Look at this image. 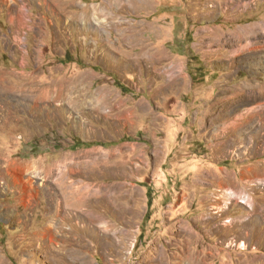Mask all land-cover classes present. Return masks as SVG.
<instances>
[{"label":"rangeland","instance_id":"1","mask_svg":"<svg viewBox=\"0 0 264 264\" xmlns=\"http://www.w3.org/2000/svg\"><path fill=\"white\" fill-rule=\"evenodd\" d=\"M243 2L0 0V264H264Z\"/></svg>","mask_w":264,"mask_h":264},{"label":"bare ground","instance_id":"2","mask_svg":"<svg viewBox=\"0 0 264 264\" xmlns=\"http://www.w3.org/2000/svg\"><path fill=\"white\" fill-rule=\"evenodd\" d=\"M227 3V2H226ZM228 3H230V2H228ZM233 3V2H232ZM232 3H230V4H232ZM241 3V4H240ZM239 4H240V6H246L245 4H249V3H245V2H243V0H239ZM22 7H26V5H24V4H22ZM225 7V6H224ZM230 8V7H229ZM262 24V23H261ZM210 32V31H209ZM208 32V33H209ZM211 34V33H210ZM209 35V34H208ZM213 37V36H212ZM211 39V38H210ZM239 39H241L240 38V36H239ZM238 39V41L240 42V40ZM228 40V39H227ZM237 40H235V42H236ZM221 42V41H220ZM230 43V42H229ZM210 45H211V43L210 44H207V49L209 50V49H211V47H210ZM235 45V44H234ZM236 45L237 46H234L233 48H232V50H231V54H232V57L233 58H237L238 56H240L241 55V52H243L244 50H245V47H247V46H249L250 45V42H248V43H245V45H242V43L241 44H238V42L236 43ZM210 51V50H209ZM252 52V51H251ZM260 53H261V51L260 50H257V51H255L253 54H252V56H249V61H251V62H253L254 60H257V59H259V57L261 56L260 55ZM251 55V54H250ZM259 56V57H258ZM261 58V57H260ZM260 66V65H259ZM263 66V65H262ZM34 86V85H33ZM22 92H24L22 95H23V97H24V101H25V99H30L31 98V95H30V90L29 89H27V88H23V91ZM32 94V93H31ZM42 97H43V99H45L46 97H47V93H44L43 95H42ZM227 112H231L230 110H227ZM221 114H224V111H222V113ZM226 114V113H225ZM231 114V113H230ZM232 114H235L234 112H232ZM229 115V114H228ZM230 116V115H229ZM226 117V116H225ZM254 118L255 119H257L258 118V116H254ZM230 119V118H229ZM245 120V117H242V116H237L236 118H234V121L232 122V123H229V124H227V126L231 129V130H235L236 132L238 131V129H240L241 128V126H242V122ZM226 123V122H225ZM245 124V123H244ZM227 127H225V125H224V128H223V130L224 129H226ZM223 132V131H222ZM27 171V170H26ZM74 195V194H73ZM92 205V204H91ZM53 226V225H52ZM52 230V229H51ZM53 234V233H52ZM51 237H52V235H51Z\"/></svg>","mask_w":264,"mask_h":264}]
</instances>
